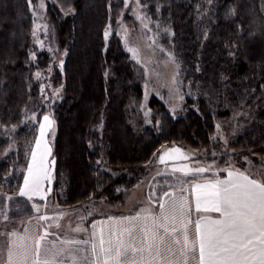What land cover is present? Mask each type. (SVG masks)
Returning a JSON list of instances; mask_svg holds the SVG:
<instances>
[{"label": "trees", "instance_id": "16d2710c", "mask_svg": "<svg viewBox=\"0 0 264 264\" xmlns=\"http://www.w3.org/2000/svg\"><path fill=\"white\" fill-rule=\"evenodd\" d=\"M141 2L173 31L195 92L178 117L155 97L149 118L138 112L143 72L118 37L104 38L123 14L121 0L48 4L56 44L67 51L60 68L49 53H34L28 0H0V193L24 201L16 195L38 126L25 121L29 111L54 121L52 197L62 207L101 197L112 203L126 176L114 178L105 167L133 174L128 186L164 146L219 152L217 125L232 119L237 128L227 158L239 171L248 162L264 166V0Z\"/></svg>", "mask_w": 264, "mask_h": 264}, {"label": "rangeland", "instance_id": "374dc122", "mask_svg": "<svg viewBox=\"0 0 264 264\" xmlns=\"http://www.w3.org/2000/svg\"><path fill=\"white\" fill-rule=\"evenodd\" d=\"M53 2L54 0H31V2L28 0V5L33 18L32 40L35 47L34 53L41 51L49 53L53 58V62L60 68L67 51L58 48L54 36L55 32L46 17L47 6ZM121 2L124 4L123 14L117 20L116 25L106 27L104 38L105 32L108 33L105 40L114 35L118 37L130 59L143 72L144 81L138 112L146 119L149 118L151 116L148 106L149 101L152 97H155L165 104L170 115L173 117L182 115L187 98H189V95L194 96L195 92L191 82L185 79V67L183 68L174 49L172 43L173 31L166 25L161 24L160 19L152 18L141 0H121ZM128 48L137 50V58H133V54L128 51ZM44 76L48 82L51 81L52 73L50 70L46 71ZM39 89L44 95L45 85L39 86ZM55 90L60 93V88L57 87ZM57 97L59 99L61 94ZM39 116L38 112L35 111H29L25 116L27 123L38 124V126L19 192L24 188L25 177H28L31 156L37 147L39 137H41L39 136L41 125L44 122V127H49L48 123L43 120L44 116ZM48 117L53 123L47 137L51 150L50 156L43 159V165L50 176V179H45L42 182V194L45 199L41 200L39 197L34 196L32 200H28L26 196H20L18 192L16 196L24 200L21 201L14 198L13 195L0 193V264H7V250L9 247H13L15 250V245L20 243L19 238L21 236L25 237L24 243L31 250L26 264H33L36 239L44 235L45 232L48 235L41 242V259L45 257V253L50 257L52 254L64 249V254L57 257L58 260H63L64 264H73V256L76 258V264H92L91 243L93 242V232L96 233L97 244L101 228L104 229L105 238L107 239L108 229L112 223L109 217L122 218L139 214L142 219L134 221L137 227L147 225V227L152 228L153 221L151 217L159 216L160 203H164L165 213L168 214L173 197L176 198L177 202H183L190 213L186 216H180L178 213L174 224L170 220L168 223L170 234L165 236V245H171L173 251L176 252V256L172 259L180 260L178 252L180 245L172 243L171 229L175 227L180 230L182 224L188 223L189 220L193 222L195 214L199 212L196 211V193L193 191V186L216 181L228 170H240L238 164L227 158L226 145L229 139L235 137L237 128L235 127V120L232 119L227 124L217 125L214 139L215 141H222L219 152L214 147L207 152L179 146H164L149 163V168L144 170L142 174L136 177L135 182L128 186L126 183L130 181L133 174L105 167L114 178L126 176L127 179V181L124 179L125 182L118 183L119 185L115 187L116 195L119 196L118 198L115 197V201H112V203L110 200L106 201L105 198L101 197L83 205L62 207L52 197L54 184L52 146L56 132L53 119L49 115ZM174 149H180V151L176 152ZM161 156H164L163 163L160 160ZM184 157H187V159ZM185 166L190 169L203 167L207 170L203 173H190L188 175L173 171L174 168H184ZM242 170L240 172L245 174L246 172L254 173L257 175V179L262 181L264 179L263 165L248 162ZM29 179L31 180V177ZM25 190L27 191V189ZM164 193L169 195L165 196ZM181 197H185L186 200L181 201ZM33 204L39 206V212L32 207ZM201 204L203 207V200ZM25 209L27 212L24 211ZM40 216L50 217V219L42 220ZM144 217L150 218L145 220ZM93 224L96 225L95 229H93ZM125 226H127V222H125ZM76 229H80V231H76ZM13 233L15 235H12ZM160 234H164L163 229H160ZM188 234L190 241H194L192 224L188 225ZM140 236L141 233L137 232L138 241ZM175 238L182 240V236L178 234ZM67 240H87L89 243L79 245L63 243ZM154 243H158V241ZM195 262L196 259L189 257L188 264H196ZM153 264H156V262L154 261ZM181 264H183L182 260Z\"/></svg>", "mask_w": 264, "mask_h": 264}, {"label": "snow or ice", "instance_id": "6c2138e0", "mask_svg": "<svg viewBox=\"0 0 264 264\" xmlns=\"http://www.w3.org/2000/svg\"><path fill=\"white\" fill-rule=\"evenodd\" d=\"M107 35L108 33L105 32V38ZM128 51L133 54L134 59L137 58L136 49L128 48ZM43 120L48 123L49 127L53 123L48 116H44ZM40 135L41 138L44 136V125H41ZM39 145L38 140L37 148ZM50 151L48 149L49 153ZM174 151L179 152L180 149H174ZM184 158L187 159V157ZM32 160L36 162L35 152L32 154ZM160 160L163 163L164 156H161ZM206 170L203 167L190 169L187 166L173 169L174 172H183L184 175L203 173ZM227 175V179L193 186V191L196 193V211L201 210L203 200V211L219 213L221 218H201L195 221L196 241L189 239L188 225L193 223L191 220L182 224L180 230L175 227L171 229L172 243L180 245L178 249L180 260L172 259L176 256V252L173 251L171 245H165V236L170 234L168 228L170 220L174 224L178 213L180 216L190 213L183 202H177L173 197L168 214L165 213L164 203H160L159 216L151 217L152 228L147 225L137 227L134 221L142 219L139 214L122 218L109 217L112 223L108 229L107 239L104 229L101 228L97 244L96 233L93 232L92 264H153L154 261L156 264H181V260L183 264H188L189 257L198 259V264H264V183L251 179L244 173L229 171ZM45 179H50V176L43 165L42 158L35 172L32 165L29 166L28 177H25L24 188L20 190L19 195L26 196L28 200H32L34 196L44 200L42 182ZM164 195L169 194L164 193ZM185 200V197H181V201ZM32 207L39 212V206L33 204ZM149 218L144 217L143 219ZM40 219L47 220L50 217L40 216ZM95 228L96 225L93 224V229ZM160 229H163V235L160 234ZM137 232L141 233L139 241ZM177 234L182 236V240L175 238ZM47 235L48 233L45 232L36 239L33 264H64L63 260L57 259L64 254V249L50 257L45 253V257L41 259V242ZM19 239L20 243L15 245V250L13 247L7 250V264H14V262L15 264H26L28 260L30 247L24 243L25 237L21 236ZM156 241L158 243H154ZM63 243L79 245L88 244L89 241L67 240ZM72 261L76 264L74 256Z\"/></svg>", "mask_w": 264, "mask_h": 264}, {"label": "crops", "instance_id": "0c3cea01", "mask_svg": "<svg viewBox=\"0 0 264 264\" xmlns=\"http://www.w3.org/2000/svg\"><path fill=\"white\" fill-rule=\"evenodd\" d=\"M41 123H42V121H41ZM43 125H44V122H43ZM44 128H45V127H44ZM51 129H52V124H51L50 127L45 128L44 136H43L42 138L39 137L40 145H39L38 148L36 147V149L33 151V152L36 153V162H35V163L33 162V160H32V156H31L30 164L32 165V167H33V169H34V172H35V170H36V166H37V164L40 163L41 159H42V158L44 159V158L50 156V153L48 152V149H50V148H49V145H48V139H47V137H48V133H49V131H50ZM39 136H41V135H40V131H39ZM32 154H33V153H32ZM43 155H44V156H43ZM229 171L242 173V172H240V171H236V170H228V171H226V172L224 173V175L221 176L218 180L227 179V178H228V175H227V174H228ZM244 174H245V173H244ZM245 175H247V174H245ZM251 179H252V178H251ZM255 180L262 182V180H259V179H257V178H256ZM262 183H264V182H262ZM201 218L220 219L221 217H220V214H219V213L211 212V211H209V212H205V211H203V207H202L201 210H200L197 214H195V216H194V220H193V223H192V225H193V232H194V241H196V239H197V237H196V235H195L194 223H195V221H197V220H199V219H201ZM196 256H197V258H198V251H197V253H196ZM195 263L198 264V259H196V262H195Z\"/></svg>", "mask_w": 264, "mask_h": 264}]
</instances>
